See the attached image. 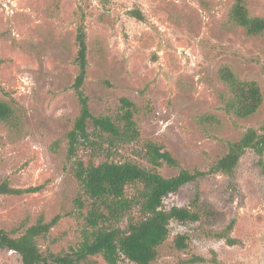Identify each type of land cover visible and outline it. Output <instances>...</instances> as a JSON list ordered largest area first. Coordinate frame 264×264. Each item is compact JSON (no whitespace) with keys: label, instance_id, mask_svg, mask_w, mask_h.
<instances>
[{"label":"rangeland","instance_id":"rangeland-1","mask_svg":"<svg viewBox=\"0 0 264 264\" xmlns=\"http://www.w3.org/2000/svg\"><path fill=\"white\" fill-rule=\"evenodd\" d=\"M247 2L252 15L264 17V0ZM231 5L232 0H0V99L15 109L13 120L0 121V181L39 187L0 193V228L17 236L39 217L60 214L49 235L39 239L42 250L71 251L84 238L85 219L76 203L82 187L66 155L68 132L80 111L73 84L82 23L88 47L83 89L92 113L115 117L127 97L135 103L140 131V142L96 162L131 159L152 168L135 151L153 140L183 168L208 171L227 151V140L260 127L264 34L248 35L231 22ZM133 9L141 10L144 20L133 16ZM222 64L260 84L263 103L251 117L223 109L220 93L226 87L217 75ZM88 129H94L92 123ZM157 170L165 176L179 171L166 164ZM140 187L129 184L127 196ZM164 204L191 206L200 218L172 221L153 264H264V173L254 152L242 156L233 176L209 173L168 195ZM225 231L235 244L218 236ZM183 233L190 246L176 249L174 239ZM91 258L109 264L102 255ZM191 258L196 261L183 262ZM118 263L135 264L123 257ZM0 264L22 260L15 251L0 249Z\"/></svg>","mask_w":264,"mask_h":264},{"label":"trees","instance_id":"trees-1","mask_svg":"<svg viewBox=\"0 0 264 264\" xmlns=\"http://www.w3.org/2000/svg\"><path fill=\"white\" fill-rule=\"evenodd\" d=\"M131 14L144 20L139 9L131 10ZM229 20L241 26L248 35L264 34V17L252 15L247 0H232ZM76 39L78 51L75 62L78 73L73 87L80 111L68 132L66 155L73 161V172L81 183L82 194L85 195L81 194L76 199L85 219L84 238L71 251L42 250L39 239L49 235L61 215L49 220L41 216L17 236L0 228V249L17 252L22 264H97L91 258L95 255H102L109 264H119L122 257L135 264H153L159 257L160 246L169 237L172 221L187 222L200 218V212L191 209V206L173 205L166 208L164 199L187 183L198 184L209 173L233 176L240 159L249 150L256 154L257 165L264 173V123L258 128H246L237 140H227V151L208 171L183 168L166 147L153 140L143 142L142 149L135 151L141 158L149 161L152 168L131 159H105L96 162L95 159L104 154L111 158L125 144L140 142V131L134 119L136 106L132 100L123 97L122 111L115 117L107 114L96 116L92 113L89 97L83 89L88 64L87 33L83 23L78 26ZM217 75L226 87L220 96L227 113L239 118H249L259 110L263 103V92L256 80L240 77L228 64L220 65ZM14 117L13 105L0 99V121L8 122ZM90 123L94 127L92 131L88 129ZM84 154H87L88 159L82 157ZM164 164L178 168V173L173 176L163 175L157 167ZM137 183L141 187L134 195L127 196L126 187ZM37 190L38 186L20 189L11 186L7 180L0 181L2 194ZM199 199L198 190L195 200ZM232 227L233 224H230L228 230ZM217 234L227 237L229 244L236 243V239L230 237L228 232ZM189 246L188 234L176 235V249L186 250ZM195 261L196 259L191 258L183 262Z\"/></svg>","mask_w":264,"mask_h":264}]
</instances>
